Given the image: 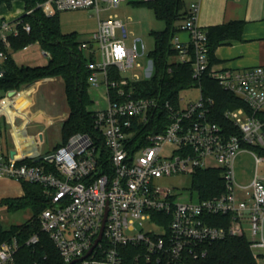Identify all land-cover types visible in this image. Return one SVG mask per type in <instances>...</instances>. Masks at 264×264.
<instances>
[{
    "label": "built area",
    "instance_id": "2783aa9c",
    "mask_svg": "<svg viewBox=\"0 0 264 264\" xmlns=\"http://www.w3.org/2000/svg\"><path fill=\"white\" fill-rule=\"evenodd\" d=\"M124 1L46 0L36 8L46 17L95 9L98 27L93 41L81 43L80 49L89 52L90 88L103 91L105 107L93 115L106 158L88 134H75L65 145L44 151V132L29 133L40 118L38 111L33 112L34 95L40 84L50 81L46 78L0 97V120L12 144L9 152L0 153V180L44 188L50 206L40 216L41 228L65 264H125L128 247L141 250L136 259L188 264L206 258L214 243L234 237L246 238L256 263L260 262L264 259V178L259 173L264 164L260 152L264 123L257 115L264 113V66L242 71L212 67L208 36L193 5L178 26L190 41L183 43L175 35L172 46L177 61L170 64H190L196 82L208 74L247 104L249 112L244 108L224 112L237 132L212 120L214 100L204 97L200 86L199 99L185 106L182 99L175 105L158 98H134L132 85L154 73L150 59L146 78L135 73L143 67L138 60L146 54L145 44L134 38L127 45V24L117 15L101 19L102 11L117 9ZM36 9L17 10L13 20L0 17V78L5 61L15 54L11 38L21 31L31 32L22 17ZM41 54L51 58L47 51ZM168 71L172 73L171 66ZM123 72H132V78H123ZM54 123L46 121V128ZM167 148L170 155L165 156ZM244 152L256 164L247 183L238 180L235 170ZM209 169L220 170L224 180V192L213 197L202 198L192 189L183 193L161 183L181 175L192 179ZM38 241L34 235L27 245ZM18 249L16 240L3 243L0 264H16Z\"/></svg>",
    "mask_w": 264,
    "mask_h": 264
},
{
    "label": "trees",
    "instance_id": "16d2710c",
    "mask_svg": "<svg viewBox=\"0 0 264 264\" xmlns=\"http://www.w3.org/2000/svg\"><path fill=\"white\" fill-rule=\"evenodd\" d=\"M13 0H0V3H11ZM27 9H36L46 0H21ZM150 8L157 20L165 24L163 31H152L155 49L149 54L154 68L153 76L132 85L134 98H158L163 102L170 101L179 105L180 94L184 90L200 86L204 97L214 100L212 120L229 128L235 133L231 123L224 118L228 109L244 108L250 111L247 104L231 93L224 91L216 81L206 74L198 83L193 79L190 64L171 65L169 59L176 56L177 51L172 46V40L178 32V23L188 18L190 7L183 0H155L153 2H137ZM23 23L31 26V32H20L18 37H12L14 53H19L33 44L41 50L50 53L51 58L43 66L19 65L14 56H9L2 69L5 74L0 78V92L17 90L46 78H60L64 84L65 96L69 107V117L61 128L62 141L57 148L65 145L75 134H88L93 137L105 159V148L100 132L95 127L93 111L88 108L93 101L89 94L91 71L88 70V60L80 49L76 33L62 32L59 14L46 17L40 9L32 15H24ZM241 23L232 26L241 27ZM229 27L211 28L208 36V57L213 64V52L221 43L223 34ZM218 37V38H217ZM172 73H169V67ZM257 117L264 123V113ZM161 129L156 130V132ZM254 150L259 151L257 148ZM264 154V150L260 149ZM106 172V165L104 167ZM24 196L16 199H5L0 202L7 208L8 213L29 210L30 220L23 225L4 227L0 220V246L6 242L17 241L19 245L15 257L16 264H65L49 235L42 231L39 217L50 206L44 188L28 182L21 183ZM192 191L202 198H209L224 192V180L220 170L209 169L199 171L192 178ZM214 224H217L216 221ZM37 235L36 245H27L28 240ZM140 249L128 247L125 249V264H172L169 262H147L136 259ZM188 264H257L253 257L249 242L246 238L234 237L216 242L212 245L209 255Z\"/></svg>",
    "mask_w": 264,
    "mask_h": 264
},
{
    "label": "rangeland",
    "instance_id": "374dc122",
    "mask_svg": "<svg viewBox=\"0 0 264 264\" xmlns=\"http://www.w3.org/2000/svg\"><path fill=\"white\" fill-rule=\"evenodd\" d=\"M189 2V0H185ZM101 8L105 7V3H100ZM117 15L127 25V31L130 34L127 41V45H131L134 38H140L145 44L146 54L138 61L142 64V68L136 70V74L140 75L142 79L146 78V70L149 67V54L155 49V40L152 35V31H163L165 24L156 19L154 12L145 5H134L132 3L123 2L117 9L101 12V19H107V17ZM60 27L63 33H76L79 41H93V32L96 29L97 15L95 9L90 10H77L62 12L59 14ZM179 24V23H178ZM179 33H182L181 31ZM117 37L121 38V32L118 30ZM95 48H98L97 44H94ZM41 48L37 44L30 45L25 50L19 52L16 55V61L19 65L29 66H43L48 63V60L43 58L41 55ZM85 54L89 56V52L85 51ZM100 59V54H98ZM123 78L131 79L132 72H123ZM47 82L42 83L36 90L34 95L35 105L40 106L44 109H63L68 110V106L65 100L64 86L61 82ZM90 97L92 98L93 104L88 109L90 111H96L98 108L105 107V100L101 96L102 92L98 89L91 87L89 89ZM5 93L0 92V97H3ZM200 92L198 87H194L188 90H184L180 94V99L183 100V105H188L191 102H196L199 99ZM55 103V105H53ZM39 112L34 110L33 112ZM0 151L6 149L10 145L8 133L5 132L3 120H0ZM44 132L45 138V149H51L56 144L61 142V124L57 123L49 129L44 131L43 127L39 128ZM29 133H36L34 126L29 128ZM163 155H170V148H167ZM264 164L260 165L259 173L264 178ZM255 159L249 152L241 154L236 162V175L239 181H247L255 171ZM164 187H176L178 191L188 193L191 189L192 179L189 176H176L161 181ZM2 223L4 227L8 228L14 224L23 225L27 223L32 214L29 210L21 211L17 213L4 212L1 215ZM40 220V217H39ZM41 223V220H40ZM257 264H264L262 259Z\"/></svg>",
    "mask_w": 264,
    "mask_h": 264
},
{
    "label": "crops",
    "instance_id": "0c3cea01",
    "mask_svg": "<svg viewBox=\"0 0 264 264\" xmlns=\"http://www.w3.org/2000/svg\"><path fill=\"white\" fill-rule=\"evenodd\" d=\"M183 1L189 7H192L193 5H196L198 7V22L206 33L211 28L229 27L226 28L221 43L215 48L213 52V64H211L212 67L219 70L242 71L264 66V0H189V2H186L185 0ZM124 2L139 5L137 4V2L140 1L125 0ZM24 8L25 4L21 0H13L11 3H0V17L2 16L13 20L18 17L17 10L22 11ZM111 15L112 14H110L109 16ZM180 23L178 24V26L180 25ZM234 23H241L242 25L240 29L237 26H232V24ZM126 24L128 25V23ZM97 27L98 18L96 23V29L92 31V35H94V33L96 32ZM176 35L181 42L186 44L189 43L190 36L187 32L179 33L178 31ZM78 42L81 44L83 42L89 41L78 40ZM83 53L87 58L88 56L85 54V52ZM18 54L19 53H15L14 57L16 58V55ZM175 61H177L175 56L169 59L170 63H174ZM48 79H50L49 82L59 81V84H61V82L63 84V81L60 78ZM99 91L103 93L102 90ZM101 96L103 97L102 94ZM35 101L36 100L34 99V110H39L40 113L39 121L36 122L34 125V128H36V133L38 131H42L39 130V128L41 127H43L44 131L46 129L51 128L52 126L46 128V121L50 119L55 121L53 126H55L57 123H60L62 128L63 123L69 117V107L67 111H65L64 108L58 109L57 107L55 109L49 110L35 105ZM53 105H55V103ZM24 116L26 117V121H28L27 115ZM3 124L5 127V132H7V127L4 122ZM0 133H2L1 128ZM60 143L56 144L53 148L48 150L57 148ZM11 148L12 144L10 141L9 147L4 150H1L0 153H7L10 151ZM48 150L45 149L44 145V151ZM252 176H250V178L247 179V181H245L244 183L249 182L252 179ZM23 196L24 191L21 183L7 179L0 180V202L5 199H16L21 198ZM4 212H8L7 208L5 206L0 205L1 221V215Z\"/></svg>",
    "mask_w": 264,
    "mask_h": 264
},
{
    "label": "water",
    "instance_id": "95a60500",
    "mask_svg": "<svg viewBox=\"0 0 264 264\" xmlns=\"http://www.w3.org/2000/svg\"><path fill=\"white\" fill-rule=\"evenodd\" d=\"M11 154L13 155L14 153L12 152ZM100 240H101V235H100L98 241L96 242V244H97Z\"/></svg>",
    "mask_w": 264,
    "mask_h": 264
}]
</instances>
